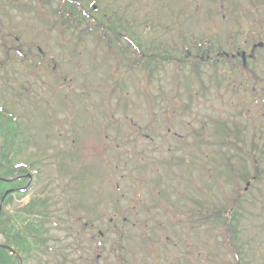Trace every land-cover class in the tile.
Listing matches in <instances>:
<instances>
[{
  "label": "rangeland",
  "instance_id": "obj_1",
  "mask_svg": "<svg viewBox=\"0 0 264 264\" xmlns=\"http://www.w3.org/2000/svg\"><path fill=\"white\" fill-rule=\"evenodd\" d=\"M22 1L24 6L18 11H6L0 1V107L13 113L21 124L22 136L13 162L30 166L40 178L26 202L5 208L3 219L10 220L31 198L44 200L48 215L37 229L47 235L36 236L44 239V257L38 260L56 264H264V175L247 193L240 192L246 184L230 176L221 183L212 181L209 190L204 183L210 177L202 176V168L214 169V164L196 143L185 146L188 136L189 142L198 140L192 129L225 122L230 127L240 125L248 151L253 142L262 149L264 47L255 51V61L247 60L249 75L231 70L230 63L217 67L207 64L200 67L198 80L195 73L190 76L189 66L184 73L191 82L186 83L173 65L166 64L151 80L134 71L125 74L117 85L114 76L108 79L110 73L106 74L100 62L95 68L90 57H70L81 51L78 46H85L79 42L80 31L75 30L77 21L62 37L55 29L62 23L58 12L64 5L61 17L73 8L90 14L94 21L105 19L109 29L114 23L122 29L130 27L134 40L146 53L156 52L159 46L171 53L184 44L190 47L193 41L208 40L214 50L250 55L254 44L264 43V4L258 2L262 0H239L243 8L240 13L234 0H72L63 5L59 0H48L43 7H39L43 0ZM30 5L39 9H27ZM91 19L87 16L82 22L85 30L90 28L87 20ZM84 40L92 49L95 41L90 36ZM123 46L127 48L126 41ZM231 46L235 49L232 52ZM189 85L193 92L200 91L198 97L189 96ZM110 86L118 91L112 94ZM122 89L128 98L122 96ZM164 103L167 108L161 115L160 105ZM46 107L52 117L47 123L42 116ZM247 110L250 113L246 115L243 111ZM152 123L156 124L154 131ZM222 139H210L202 151H212L211 144ZM168 149L179 158L186 154L187 161L197 168L189 170L180 162L167 172L163 164L170 158ZM59 150L63 159L75 157L59 165L54 156ZM139 151L151 155V161L155 157L164 162L150 166L144 174L154 178L152 182L160 179L158 191L149 179L140 183L143 175L136 170L140 163L135 160ZM235 154H239L236 149ZM242 159L247 161L250 176L256 167L258 171L264 169V154H259L254 166L247 157ZM234 164L238 166L236 159ZM81 173L83 178L89 176L82 180L85 189L81 188V196L87 190L92 192L86 204L96 205L90 220L75 215L76 222L72 213L81 199H76L73 189L80 183L77 178ZM122 195L125 199L116 213L110 204L113 199L120 202ZM234 199L241 229L238 263L233 261L225 240L219 238L216 245L215 237L205 232L208 227L193 224L190 214L200 207L207 214L220 211L230 207ZM123 219L126 222L122 223ZM11 226L10 222L0 227V242L1 232H12ZM152 253L159 254L158 260Z\"/></svg>",
  "mask_w": 264,
  "mask_h": 264
},
{
  "label": "trees",
  "instance_id": "obj_2",
  "mask_svg": "<svg viewBox=\"0 0 264 264\" xmlns=\"http://www.w3.org/2000/svg\"><path fill=\"white\" fill-rule=\"evenodd\" d=\"M48 0L40 1V7H43L44 3L48 5ZM62 2V5L65 3L70 4L72 3V0H59ZM239 5V4H238ZM240 6V5H239ZM241 8V6H240ZM27 9L32 10V6L30 5L27 7ZM38 8L33 10H38ZM66 7L64 5L60 8L58 12L59 20L61 19V24H56L55 29L57 28V32L59 33V37L64 36L72 27L73 23L77 21V29L80 31V38L79 42L85 46H78L79 50L74 53H71L72 59H80L83 57V54L87 52L91 56L93 66H97V62L100 61L102 63H105L104 58H106V55L113 56L116 60H118V52L119 49L122 48L121 39L125 38L121 33H116V29L114 30V35L116 36V43H117V50L115 46H113L112 37L106 38V31H103V28H105L106 24H101L97 21H88L87 27H90L88 30H85L83 28V23L86 19V14L83 13H77L76 11H73L74 9L71 8V10H68L63 17L61 15L64 13ZM61 17V18H60ZM68 17V18H67ZM69 21V22H68ZM112 21V20H111ZM110 21V22H111ZM243 24V23H242ZM117 24L114 23L113 26H116ZM86 27V28H87ZM102 29V30H101ZM74 30V31H75ZM62 35V36H61ZM74 34H72V37ZM90 36L91 38H98L99 41L103 42L104 40L107 41L111 45V47L107 50V54L105 53L104 57L103 55H98L97 49L99 47L97 41L95 42V46L92 50L86 45L87 41L84 40V38H87ZM129 40V39H128ZM208 45L207 42L203 41L200 43H194L192 46L196 49V53L193 54L187 50L186 47H184L180 52L174 51L173 53L167 52L164 48H159L155 53H149L144 54L141 52L139 45L131 43V46L134 47L135 51L132 56L129 57V59H125L130 63L131 66L127 68V71L130 70H139L144 71V73L148 76L149 79H152L155 73L160 72L161 70H164L166 63L173 64L175 68V73L179 74L180 72H183V69L186 67V65L191 66L192 72H195L197 75V79L201 80L200 76V66L204 64L206 60L210 59H216L218 60V55L220 53V50H218L215 53L207 52L211 51L212 47L206 48ZM178 54H180V57H178ZM225 58V57H224ZM190 60V61H189ZM217 62H224V61H216ZM216 66V65H215ZM240 69V71H245L246 69L243 68L242 63H239V65L233 64L231 61V69L234 71L235 69ZM177 70V71H176ZM187 79V77H185ZM201 83V82H199ZM189 87V86H188ZM124 96L127 97V94L124 93ZM164 102V101H161ZM160 113L162 115L163 111L166 110L167 104L164 103L163 105H160ZM158 118H160V116ZM14 116L7 112L4 109H0V176L4 178H11L14 175V171L11 170L12 167V161L10 160V148L12 146V141H15L18 135V126L15 121H12ZM222 124H213L212 127L205 126V128L200 130L193 131V133H197L198 135H204V133L207 131L208 133H214L219 130H221ZM153 131L156 129V124L152 123ZM161 128V125L158 124V129ZM221 142H218V146L220 149ZM217 146V147H218ZM224 146V145H223ZM226 146V145H225ZM215 149V148H214ZM243 151V150H242ZM203 155L206 156L209 162L214 164V169H210V167L206 166L202 169L205 171V174L202 176L209 175L210 179H207L205 181V185L208 187V189H211V183L218 182L221 183L223 176H230L233 172L237 173V170H233L232 165L233 158L226 156V162L225 164L219 162L216 157H210L207 153H203ZM214 156L217 154L214 152ZM246 155V154H245ZM187 160V159H186ZM241 161H246L245 159H241ZM188 169L190 168H197V166L194 163H188ZM148 166H145L147 168ZM240 173H243L242 179L245 181H249V174L245 169L239 170ZM242 192V190L240 191ZM212 205H209L208 208H210ZM116 207H118V203L116 202ZM237 204L234 202L230 207H226L220 211H214L213 213L207 214L206 210L202 207H200L198 210H196L192 214L193 224L197 223L198 225H205L208 227V229H205V232L210 235H217L216 237H222L225 240V245L227 246L229 252L233 256V261L236 260V262H239V256L242 253L241 248L239 247V237H238V225H237V218L240 216L237 212ZM22 231L23 228L19 227L17 231ZM195 248V247H194ZM233 264V263H228Z\"/></svg>",
  "mask_w": 264,
  "mask_h": 264
},
{
  "label": "bare ground",
  "instance_id": "obj_3",
  "mask_svg": "<svg viewBox=\"0 0 264 264\" xmlns=\"http://www.w3.org/2000/svg\"><path fill=\"white\" fill-rule=\"evenodd\" d=\"M40 7V6H39ZM107 27V28H106ZM105 28H103V31H109V32H111V36H114V37H116L115 35H114V30L116 29V30H118V31H122L123 32V35H124V37H125V40H127V39H130V40H134L135 39V37H133V36H130L129 35V30L131 29L130 27H128V26H126L124 29H122V28H120V25H116V26H114V27H112L111 29H109L108 28V26H106ZM102 30V29H101ZM117 32V31H116ZM110 36V37H111ZM16 39V41L18 42L19 41V38H15ZM106 42L107 41H103L101 44H100V46H99V48L97 49V52L96 53H98V52H100V51H103L105 48H106ZM41 56H42V54H40ZM43 57V56H42ZM47 173H49L50 172V168L48 169V171H46Z\"/></svg>",
  "mask_w": 264,
  "mask_h": 264
},
{
  "label": "flooded vegetation",
  "instance_id": "obj_4",
  "mask_svg": "<svg viewBox=\"0 0 264 264\" xmlns=\"http://www.w3.org/2000/svg\"><path fill=\"white\" fill-rule=\"evenodd\" d=\"M30 187L31 186H24V187H22L21 189L23 190V192H29V189H30ZM20 188H17V189H15V190H19ZM32 192V191H31ZM30 192V193H31ZM17 196H19L20 197V194L18 195V194H16ZM44 235H46V234H44Z\"/></svg>",
  "mask_w": 264,
  "mask_h": 264
}]
</instances>
